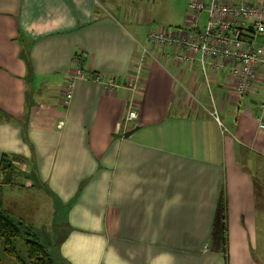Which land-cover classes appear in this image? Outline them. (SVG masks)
<instances>
[{
    "label": "crops",
    "instance_id": "obj_1",
    "mask_svg": "<svg viewBox=\"0 0 264 264\" xmlns=\"http://www.w3.org/2000/svg\"><path fill=\"white\" fill-rule=\"evenodd\" d=\"M190 1L0 0V159L15 157L21 172L0 196L34 232L41 202H5L3 191L50 199L61 229L44 246L57 264H264L260 76L239 94L227 72L204 76L197 60L149 48L134 122L124 124L121 88L76 80L62 103L76 69L123 83L148 32L164 27L151 6L166 3L159 22L182 29ZM209 92L224 133L206 112ZM220 215L224 243L213 237Z\"/></svg>",
    "mask_w": 264,
    "mask_h": 264
},
{
    "label": "built area",
    "instance_id": "obj_2",
    "mask_svg": "<svg viewBox=\"0 0 264 264\" xmlns=\"http://www.w3.org/2000/svg\"><path fill=\"white\" fill-rule=\"evenodd\" d=\"M201 13L206 14L203 30L198 29ZM187 18L188 23L182 29L159 28L148 32L145 43L137 50L130 76L123 83L112 76L74 70L62 89L63 105L69 103L76 80L97 83L107 92L121 88L127 94L124 124L134 122L138 114L133 96L143 80L149 48L176 50L174 58L177 63L186 64L197 60L204 76L210 71L227 72L236 80L235 90L239 94L251 89L258 76L264 85V45L259 41L264 36V0H236L225 3L217 0H191L187 5ZM247 28L251 31L248 38L245 37ZM206 112L221 133L227 131L211 92L208 93ZM256 121L258 129L264 131V103L259 105Z\"/></svg>",
    "mask_w": 264,
    "mask_h": 264
},
{
    "label": "trees",
    "instance_id": "obj_3",
    "mask_svg": "<svg viewBox=\"0 0 264 264\" xmlns=\"http://www.w3.org/2000/svg\"><path fill=\"white\" fill-rule=\"evenodd\" d=\"M249 34L250 28L246 29ZM247 38V36L245 35ZM263 36H261L262 38ZM260 38V39H261ZM17 159L3 155L0 159V186H12L14 179L21 173L17 165ZM225 212L224 209L221 210ZM219 223L214 228V236L220 242L225 241L224 216L220 215ZM22 241L24 245V258L14 244L15 241ZM5 260H12L15 264H57L49 250L39 242L33 229L18 219L13 218L4 208L0 196V264H7Z\"/></svg>",
    "mask_w": 264,
    "mask_h": 264
},
{
    "label": "rangeland",
    "instance_id": "obj_4",
    "mask_svg": "<svg viewBox=\"0 0 264 264\" xmlns=\"http://www.w3.org/2000/svg\"><path fill=\"white\" fill-rule=\"evenodd\" d=\"M166 6V3L163 4L161 2L156 3L154 6H151L150 12L153 14V17L155 19L154 26H164L163 28H166L165 23H160L159 21L167 20V14L168 12L164 13L161 8H164ZM205 14H201L199 16L198 20V28L199 30H203V27L206 23ZM158 28V27H157ZM171 30H175L176 28L170 27ZM29 185V184H28ZM17 188V189H16ZM14 190H4V198L6 202V196H10L11 194H16L13 197H15L17 200H21L23 197H28L29 200L34 201L32 207L35 206V203L37 201L41 202V207L39 209H34V214L37 217V221H33V227L37 234V236H40V242L41 244L48 246L50 250H52L51 245L55 243L54 240H56V235L59 233L61 227L59 223V212L56 214V211L54 210V207L50 205V199L45 198V196L42 194L43 191H38V188H31L30 190H22L27 188H22L18 190V187H16ZM22 201L21 203H23ZM16 249L19 253V256L21 258H24L25 252H24V245L22 241H15L14 242ZM7 264H15L12 260H5Z\"/></svg>",
    "mask_w": 264,
    "mask_h": 264
},
{
    "label": "water",
    "instance_id": "obj_5",
    "mask_svg": "<svg viewBox=\"0 0 264 264\" xmlns=\"http://www.w3.org/2000/svg\"><path fill=\"white\" fill-rule=\"evenodd\" d=\"M133 131H134V129L131 130V131H129V132H127V133L125 134V137H128L131 133H133Z\"/></svg>",
    "mask_w": 264,
    "mask_h": 264
}]
</instances>
